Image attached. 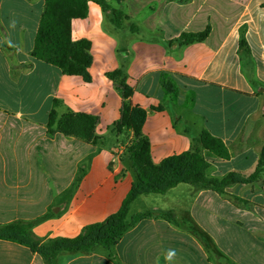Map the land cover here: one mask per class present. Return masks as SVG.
Masks as SVG:
<instances>
[{"label":"crops","instance_id":"1","mask_svg":"<svg viewBox=\"0 0 264 264\" xmlns=\"http://www.w3.org/2000/svg\"><path fill=\"white\" fill-rule=\"evenodd\" d=\"M106 1L123 11L121 26L93 2L85 18L70 23L71 41L90 43L85 81L32 56L43 0H0V225L28 222L41 241L76 237L115 213L130 190L134 175L126 148L132 131L114 128L123 102L120 82L131 89L132 105L146 112L142 133L155 165L187 152L191 140L207 132L228 151L227 159L203 151L207 177H248L264 147V0ZM205 30L203 41L179 40ZM52 109L59 117H97L95 145L48 137ZM64 147L81 151L68 177V198L56 213L32 221L36 213L20 211L19 204L42 195L35 166ZM146 211L172 213L174 221L153 215L124 233L111 255L102 247L66 251L56 264H186L188 228L264 229V172L224 194L179 184L164 194L141 195L130 215ZM243 244L253 245L257 264H264V237ZM0 264L44 262L23 246L0 241Z\"/></svg>","mask_w":264,"mask_h":264},{"label":"trees","instance_id":"2","mask_svg":"<svg viewBox=\"0 0 264 264\" xmlns=\"http://www.w3.org/2000/svg\"><path fill=\"white\" fill-rule=\"evenodd\" d=\"M44 8L38 30L35 35L32 56L42 62L58 68L67 76H78L89 81L88 68L91 64L90 43L82 40L73 43L70 39V23L72 19H82L87 16L88 3L93 2L111 15V21L121 26L126 19L120 8H112L106 0H43ZM131 30H135L131 28ZM208 30L197 34H184L179 40L183 44L203 41ZM118 87L122 94L120 119L114 124L116 133L132 131V141L126 148L134 181L123 199L120 208L101 222L82 228L74 238H54L41 241L35 238L30 230V224L18 222L0 226V241L14 243L27 248L39 255L46 264H54L61 252H88L95 247L106 249L112 254V249L128 230L141 220L159 215L167 221H174L172 213L154 214L140 212L129 217L132 203L141 195L164 194L167 190L179 184H190L200 189H207L218 194H224L226 187L233 184H246L256 181L264 172V147L254 172L243 177L237 173H228L224 177L209 178L206 171L209 163L203 157V151L212 153L222 159L228 158V151L223 143L203 132L191 140L190 149L177 156H172L155 165L150 158L148 139L142 133L146 112L136 108L130 102L131 89L120 82ZM58 102L54 101V106ZM98 118L86 114L66 113L58 117L52 109L48 114L46 134L52 137L55 132L73 136L83 142H90ZM236 201H241L235 198Z\"/></svg>","mask_w":264,"mask_h":264},{"label":"rangeland","instance_id":"3","mask_svg":"<svg viewBox=\"0 0 264 264\" xmlns=\"http://www.w3.org/2000/svg\"><path fill=\"white\" fill-rule=\"evenodd\" d=\"M40 118L38 117L37 120H40ZM55 134L76 139L73 136L62 133L55 132ZM61 138L57 141L58 144H61ZM76 141L86 143L78 139ZM96 141L97 138L93 137L92 141L87 142V144L93 146ZM62 149L59 150L60 158L56 152H53L48 163L35 166V171L41 173L40 177L42 180L38 184H41L40 192L42 195L28 196L25 198V202L19 204L20 211H27L28 215L31 214L30 212L36 213L32 221L56 213L68 198V190L66 188L68 177H72L74 164L81 151L76 148H73V151V149L67 147ZM13 166L15 165L9 166V171H13ZM21 171H23V166H21ZM71 184L73 185L74 183ZM25 223L28 224V222ZM203 225L202 229L188 228L190 237L187 239L185 249L186 264H257L259 257L257 251L253 252L252 250L254 246L243 243L250 237H264V229H259L258 227L249 229L245 224H219L216 228L211 227L212 224ZM180 256L182 260V250ZM43 262L46 264L44 260ZM54 264H56V260Z\"/></svg>","mask_w":264,"mask_h":264},{"label":"clouds","instance_id":"4","mask_svg":"<svg viewBox=\"0 0 264 264\" xmlns=\"http://www.w3.org/2000/svg\"><path fill=\"white\" fill-rule=\"evenodd\" d=\"M172 255H174V253H169V258H171Z\"/></svg>","mask_w":264,"mask_h":264}]
</instances>
